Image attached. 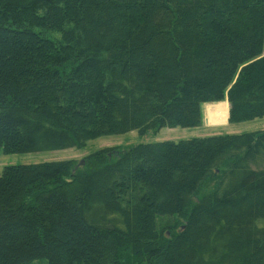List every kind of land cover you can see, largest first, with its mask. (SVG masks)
Wrapping results in <instances>:
<instances>
[{
  "label": "trees",
  "instance_id": "1",
  "mask_svg": "<svg viewBox=\"0 0 264 264\" xmlns=\"http://www.w3.org/2000/svg\"><path fill=\"white\" fill-rule=\"evenodd\" d=\"M225 100L264 118V0H0V155L196 128L205 104L216 124ZM0 264H264V131L5 167Z\"/></svg>",
  "mask_w": 264,
  "mask_h": 264
},
{
  "label": "rangeland",
  "instance_id": "2",
  "mask_svg": "<svg viewBox=\"0 0 264 264\" xmlns=\"http://www.w3.org/2000/svg\"><path fill=\"white\" fill-rule=\"evenodd\" d=\"M226 104V115L224 120L216 124H208L206 121L205 105L201 106V125L196 128H162L156 133L149 132L140 135L138 132H130L124 135L102 137L88 141L82 149H69L57 152H42L31 154L0 155V175L5 167L19 165H35L48 162L72 161L79 168H83L84 160L89 155L106 148L121 149L143 144H154L160 142H179L195 138H205L221 135H239L264 131V118L249 122L230 124L227 100L216 103ZM228 116V118H227ZM216 118V116H211ZM220 119V118H218ZM227 119V121H226ZM220 121V120H219Z\"/></svg>",
  "mask_w": 264,
  "mask_h": 264
},
{
  "label": "bare ground",
  "instance_id": "3",
  "mask_svg": "<svg viewBox=\"0 0 264 264\" xmlns=\"http://www.w3.org/2000/svg\"><path fill=\"white\" fill-rule=\"evenodd\" d=\"M216 104V103H215ZM228 105V104H227ZM229 109V108H228ZM227 118H228V116H227ZM226 121H227V119H226Z\"/></svg>",
  "mask_w": 264,
  "mask_h": 264
}]
</instances>
